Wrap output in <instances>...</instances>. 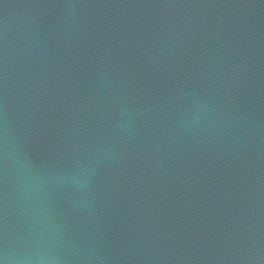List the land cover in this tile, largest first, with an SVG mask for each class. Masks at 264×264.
Instances as JSON below:
<instances>
[{"label": "water", "instance_id": "1", "mask_svg": "<svg viewBox=\"0 0 264 264\" xmlns=\"http://www.w3.org/2000/svg\"><path fill=\"white\" fill-rule=\"evenodd\" d=\"M0 0L4 129L37 165L68 169L109 138L117 101L131 138L76 194L49 199L92 264H264L261 0ZM195 94L214 117L183 130ZM0 149V241L28 229ZM67 264H81L71 255Z\"/></svg>", "mask_w": 264, "mask_h": 264}, {"label": "clouds", "instance_id": "2", "mask_svg": "<svg viewBox=\"0 0 264 264\" xmlns=\"http://www.w3.org/2000/svg\"><path fill=\"white\" fill-rule=\"evenodd\" d=\"M66 17L74 20L79 5L67 0L62 6ZM214 113L207 102L195 94L190 107L180 115L178 124L187 131L212 121ZM136 114L126 102L117 101V115L109 138L97 142L92 153L77 155L68 169L49 168L35 164L4 129L0 145L6 163L18 172L20 198L28 222L27 231L13 242L5 230L0 241V264H67L69 256L81 264L97 259L88 248L77 246L69 237L63 219L56 213L48 193L68 190L76 194L73 209L87 210L89 190L97 166L116 152V138H131L135 133Z\"/></svg>", "mask_w": 264, "mask_h": 264}, {"label": "snow or ice", "instance_id": "3", "mask_svg": "<svg viewBox=\"0 0 264 264\" xmlns=\"http://www.w3.org/2000/svg\"><path fill=\"white\" fill-rule=\"evenodd\" d=\"M261 3L264 4V0H261Z\"/></svg>", "mask_w": 264, "mask_h": 264}]
</instances>
